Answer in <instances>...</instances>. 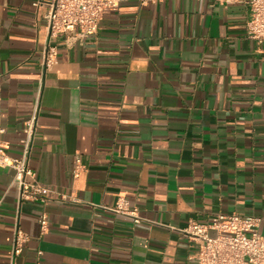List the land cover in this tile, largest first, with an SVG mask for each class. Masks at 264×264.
<instances>
[{
  "label": "crops",
  "instance_id": "obj_1",
  "mask_svg": "<svg viewBox=\"0 0 264 264\" xmlns=\"http://www.w3.org/2000/svg\"><path fill=\"white\" fill-rule=\"evenodd\" d=\"M50 1L0 0V139L22 156L40 92L30 166L50 191L21 204L0 169V264H199L182 231L218 214L257 217L264 236V49L247 7L122 0L96 35L50 41L41 87ZM120 198L141 223L110 210Z\"/></svg>",
  "mask_w": 264,
  "mask_h": 264
},
{
  "label": "built area",
  "instance_id": "obj_2",
  "mask_svg": "<svg viewBox=\"0 0 264 264\" xmlns=\"http://www.w3.org/2000/svg\"><path fill=\"white\" fill-rule=\"evenodd\" d=\"M122 0H51L46 15L49 41L42 61L41 84L45 74L58 63V49L50 41L61 35L80 38L94 36L106 12L115 11ZM224 6L243 5L247 7L250 19L247 23V37L264 49V0H212ZM41 107V94L36 97L32 115L24 131L23 152L19 159L10 157L0 139V169L14 171V184L19 191L20 203L44 202L43 194L50 192L36 178L30 166V157L35 139ZM1 134V127H0ZM75 175L81 170V159L76 161ZM112 212L142 222L129 201L120 198L110 209ZM43 231L48 228V218L39 219ZM260 219L239 214L214 216L209 223L190 221L183 229L191 241L199 245L196 259L199 264H264V236L258 231ZM26 237L17 231L13 242L12 261L22 254Z\"/></svg>",
  "mask_w": 264,
  "mask_h": 264
}]
</instances>
